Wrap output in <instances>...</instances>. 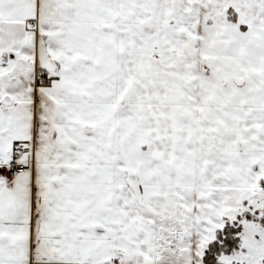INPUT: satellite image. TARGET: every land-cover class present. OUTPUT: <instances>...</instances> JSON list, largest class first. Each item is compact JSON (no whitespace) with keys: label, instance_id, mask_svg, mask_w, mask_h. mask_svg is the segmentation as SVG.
Instances as JSON below:
<instances>
[{"label":"snow or ice","instance_id":"obj_1","mask_svg":"<svg viewBox=\"0 0 264 264\" xmlns=\"http://www.w3.org/2000/svg\"><path fill=\"white\" fill-rule=\"evenodd\" d=\"M0 264H264V0H0Z\"/></svg>","mask_w":264,"mask_h":264}]
</instances>
